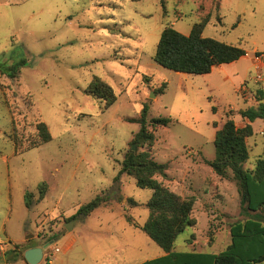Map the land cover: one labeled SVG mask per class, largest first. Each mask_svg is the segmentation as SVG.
Segmentation results:
<instances>
[{
  "label": "rangeland",
  "instance_id": "rangeland-1",
  "mask_svg": "<svg viewBox=\"0 0 264 264\" xmlns=\"http://www.w3.org/2000/svg\"><path fill=\"white\" fill-rule=\"evenodd\" d=\"M164 6L162 0H0V264H25L6 260L15 246L22 254L43 247L39 264L66 263L75 254L66 253L69 241L80 232V248L98 255L120 245L116 255L126 256L117 238L125 222L119 216L127 213L144 225L152 197L133 177H121V202L100 207L86 224L72 218L112 186L140 132L145 106L154 145L136 144L135 151H149L167 164L168 177L158 180L196 200L197 224L178 237L176 250L219 254L231 244L230 231L218 227L245 219L241 198L235 181L216 175L209 162L216 159L218 127L228 118L244 127L249 121L240 112L264 103V70L253 64L256 52H264V0H164ZM207 17L205 38L240 46L248 56L206 75L178 73L155 62L166 27L189 36ZM23 60L19 78L1 72ZM95 77L115 91L117 101L109 108L89 91ZM158 118L170 122L154 128ZM258 121L248 141L249 169L264 146V119ZM41 122L52 136L44 144ZM128 199L139 205L132 209ZM73 220L77 227L69 231ZM140 232L143 251L136 262L161 250ZM111 259L100 264H113Z\"/></svg>",
  "mask_w": 264,
  "mask_h": 264
},
{
  "label": "trees",
  "instance_id": "trees-1",
  "mask_svg": "<svg viewBox=\"0 0 264 264\" xmlns=\"http://www.w3.org/2000/svg\"><path fill=\"white\" fill-rule=\"evenodd\" d=\"M164 6V0H162ZM209 23L205 18L195 24L191 34L186 36L174 27H166L159 39L155 62L160 66L178 73L190 75L210 74L215 67L232 64L247 56V51L237 45L227 44L214 38H205L203 30ZM257 57L264 52H256ZM26 60L2 69L1 72L11 79L19 78ZM89 91L99 99H104L106 108L117 101L113 88L101 78L95 77ZM264 99L261 92L260 100ZM148 108L145 106L139 120L141 129L134 140L139 147L154 145V136L148 129ZM240 115L249 121L244 127H238L235 121L228 118L215 134L216 159L209 162L213 171L221 178H232L241 198V214L244 221L231 226L232 243L219 254L179 253L174 250L175 242L188 227L197 224L193 216L195 199L184 198L166 187L158 177L167 178L168 165L157 162L149 151H134L125 155L122 166L108 191L98 195L88 204L82 206L72 219L88 218L97 208L108 205L112 201L121 202V177L126 174L135 179L137 187L152 191L147 203L149 218L142 230L166 253V256L144 262L142 264H264V153L258 158L255 168L250 170L245 164L250 159L248 139L254 135L252 123L264 119V103L257 108L241 111ZM169 119H153L154 128L167 126ZM41 143H48L52 136L44 122L38 124ZM45 191L40 193L38 201L45 198ZM33 195H26V205L30 209L34 205ZM133 207L138 203L128 199ZM129 222L131 217L127 216ZM212 238V237H211ZM15 246L4 254L6 260L18 262L25 259V252ZM2 261L0 256V262ZM28 263V262H27Z\"/></svg>",
  "mask_w": 264,
  "mask_h": 264
},
{
  "label": "crops",
  "instance_id": "crops-1",
  "mask_svg": "<svg viewBox=\"0 0 264 264\" xmlns=\"http://www.w3.org/2000/svg\"><path fill=\"white\" fill-rule=\"evenodd\" d=\"M248 56V54H247ZM246 57V56H245ZM243 57V58H245ZM256 61H253V64L256 68H262L264 70V56H260V57H256ZM258 120H261V119H258ZM258 120H256L254 123H252V126H253V129H254V133H255V128H254V125L256 123H260ZM222 127V126H221ZM221 127H218V128H221ZM218 130V129H217ZM253 137V136H252ZM250 139V138H249ZM248 139V141H249ZM248 143V142H247ZM258 147V146H257ZM261 152L259 154V157L264 153V146L261 147ZM249 151L250 148H249ZM250 160V159H249ZM258 160V159H257ZM257 162V161H256ZM256 165V164H255ZM255 168V166H254ZM254 168H251L250 170L254 169ZM249 169V168H247ZM213 170V169H212ZM215 173V172H214ZM216 174V173H215ZM217 175V174H216ZM135 201V200H134ZM196 202V201H195ZM138 203V202H137ZM139 205V204H138ZM137 205V206H138ZM110 205H104V206H101V207H109ZM135 206V207H137ZM135 207H133L132 209H134ZM100 208V207H99ZM97 208V209H99ZM96 209V210H97ZM95 210V211H96ZM126 212V209L124 210ZM94 213V211H93ZM93 213L86 219L83 220V222L86 224L87 221H89V219H91ZM214 216V215H213ZM129 217L132 218V222H129L128 219H127V213L125 214H120L119 216V219H123L125 220V222H123L121 228H119L118 232H117V238H119L121 240V244L124 248L127 249V253H126V256H117L116 253L118 252L117 249H120V245H117L115 247H112L111 249H109V251H104L102 252L101 254H94V252H91L89 251L86 247H84V245L82 244V247L80 248L78 245L79 241H82L83 240V237H84V234L82 232L78 233L79 235L77 237H73L70 241H69V244L66 248V253H73V250H74V255H71L70 258L66 261H62V262H59V260H57V264H100V262L106 260L107 258H110L112 257V263L113 264H142L144 262H147V261H150V260H154V259H157V258H161V257H164L166 256V253L164 252V250L162 248H160L161 250H154V253L157 254L156 256L152 257L151 259H146V260H143V261H140V262H136L134 260L138 259L137 256L140 255V253H142V247L140 245V229H142V227L144 225H140L138 223V221H136V218H134V216L130 215ZM245 217V216H244ZM149 218V217H148ZM195 218V217H194ZM196 219V218H195ZM246 219V218H245ZM244 219V220H245ZM148 220V219H147ZM146 220V221H147ZM243 220V221H244ZM75 223H74V227L73 229L77 227V220H73ZM197 221V219H196ZM238 222V221H236ZM235 222V223H236ZM146 223V222H145ZM213 223H215V221L213 220ZM234 224V223H233ZM228 225V227H224L223 224H221V222L219 223V227H218V230H228L230 231L231 233V226L233 225ZM103 227V225H100ZM215 227H217V225H215ZM104 228V227H103ZM104 232L106 233H114L116 234L115 230L113 231V229L108 226L106 228H104ZM180 236V235H179ZM149 237V236H148ZM150 238V237H149ZM151 239V238H150ZM178 239V238H177ZM152 240V239H151ZM210 240H212V238L210 237V239L207 240V243L208 244H211L212 241L210 242ZM153 241V240H152ZM177 241V240H176ZM154 242V241H153ZM155 243V242H154ZM232 243V242H231ZM193 243H191L192 245ZM157 245V244H156ZM175 245H176V242H175ZM228 248V247H227ZM174 250L176 252H179V253H195V254H214V253H198V252H181V251H177L176 248L174 247ZM61 252V250H60ZM112 254V255H111ZM135 256V258L132 259L133 263L131 261L128 262V259L131 258V256ZM25 264H28L27 262H25ZM49 264H55V262H50Z\"/></svg>",
  "mask_w": 264,
  "mask_h": 264
},
{
  "label": "water",
  "instance_id": "water-1",
  "mask_svg": "<svg viewBox=\"0 0 264 264\" xmlns=\"http://www.w3.org/2000/svg\"><path fill=\"white\" fill-rule=\"evenodd\" d=\"M137 148L136 144L133 145V150L135 151ZM74 223H67L66 228L67 230H72L74 227ZM25 259L28 264H39L44 258V248L43 247H34L28 249L25 254Z\"/></svg>",
  "mask_w": 264,
  "mask_h": 264
},
{
  "label": "built area",
  "instance_id": "built-area-1",
  "mask_svg": "<svg viewBox=\"0 0 264 264\" xmlns=\"http://www.w3.org/2000/svg\"><path fill=\"white\" fill-rule=\"evenodd\" d=\"M256 77L258 79H261V76L260 75H257ZM54 251H55V253H58V252H60V249L59 248H55Z\"/></svg>",
  "mask_w": 264,
  "mask_h": 264
}]
</instances>
